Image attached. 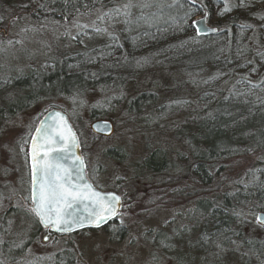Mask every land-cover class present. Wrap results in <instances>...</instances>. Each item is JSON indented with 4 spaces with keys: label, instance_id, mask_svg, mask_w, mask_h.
<instances>
[{
    "label": "rangeland",
    "instance_id": "rangeland-1",
    "mask_svg": "<svg viewBox=\"0 0 264 264\" xmlns=\"http://www.w3.org/2000/svg\"><path fill=\"white\" fill-rule=\"evenodd\" d=\"M126 2L113 0L106 9L60 18L40 14L23 0H0L1 264H264V257L247 247L264 238V227L256 222L259 213L255 218L244 216L240 240L224 243L202 235L208 234L210 225L208 216L197 211L200 199L214 198L224 189L229 190V179L239 176L253 158L225 163L228 170L217 175L209 189L202 188L207 191H200L197 178L190 169L186 171L187 162L181 157L185 154L181 137L193 132L188 115L196 104L193 80L184 72L173 71L170 66L161 69L153 65V58L143 57L135 61L132 76L117 91H91L68 99L45 95L25 109L16 108L25 103V90L13 86L14 79L39 74L56 60L82 53L90 46L98 47L114 39L124 44L133 27H152L158 22L160 9L167 10L178 3L148 0L150 7H133L128 17L104 15ZM133 2L142 4L144 0ZM137 11H144L147 21L141 19V24H136ZM97 28L101 31L97 32ZM143 93L156 103L143 114H131L128 103ZM111 100L113 114L108 120L114 124V134L96 135L90 129L94 122L90 109ZM51 107L62 109L76 127L91 181L101 190L121 195L123 224L117 218L101 229L54 235L48 234L31 211L30 167L25 153L40 119ZM110 148L123 150L124 160L107 157ZM159 148L169 162L162 174L155 175L145 168L144 159ZM202 193L205 195L201 197ZM45 236H49L47 242ZM6 243L22 247V253L8 260L7 252L1 248Z\"/></svg>",
    "mask_w": 264,
    "mask_h": 264
},
{
    "label": "trees",
    "instance_id": "trees-1",
    "mask_svg": "<svg viewBox=\"0 0 264 264\" xmlns=\"http://www.w3.org/2000/svg\"><path fill=\"white\" fill-rule=\"evenodd\" d=\"M111 1L23 0L40 14L60 18L106 9ZM226 8L229 10L225 11ZM189 9L193 14L187 27H182L180 18ZM142 13H135L136 24L147 21L148 17L145 20ZM204 14L209 25L218 29L216 34L199 36L192 26L190 20ZM157 15L158 22L152 27L136 25L127 36L124 34V44L121 39L103 41L98 47L90 46L82 53L56 60L39 74L14 79L13 86L25 90V103L16 108L25 109L45 95L68 99L91 91H117L132 76L135 61L143 57L153 58V65L161 69L170 66L173 71L184 72L193 80L196 104L188 115L193 132L181 137L185 154H180L187 162L186 171L190 169L197 178L200 191H207L202 188L209 189L216 176L228 170L225 163L253 158L239 176L229 179L232 183L229 190L224 189L214 198H202L197 206L198 212L208 216L210 225L208 234L202 235L224 243L240 240L244 216L250 214L255 218L264 212V0H204L202 4L178 0L172 8L160 9ZM30 80L36 83L32 85ZM154 103L150 95L143 93L127 107L131 114L137 115ZM113 107L112 100L94 105L90 117L93 121L108 119ZM124 155L121 149L106 151L107 157L118 161L124 160ZM168 162L161 148L144 159L145 168L155 175L162 174ZM11 245L1 247L8 260L22 253V247ZM247 247L264 257V238Z\"/></svg>",
    "mask_w": 264,
    "mask_h": 264
},
{
    "label": "snow or ice",
    "instance_id": "snow-or-ice-1",
    "mask_svg": "<svg viewBox=\"0 0 264 264\" xmlns=\"http://www.w3.org/2000/svg\"><path fill=\"white\" fill-rule=\"evenodd\" d=\"M176 2L178 0H174V3ZM191 2L195 4L196 0H191ZM150 6L148 0H144L142 4H135L133 0H127L123 5L104 15L110 18L113 14L128 17L131 15L130 10L133 7ZM228 10V8L225 9V11ZM192 14V10L189 9L180 18L182 27H187V20ZM2 18L0 17V19ZM201 25H204V21H193L192 26L198 35L207 31L206 26L201 27ZM83 27H87V25ZM96 31L100 32L101 29L97 28ZM211 31H216V29H211ZM48 121L57 122L49 123ZM58 121H63V130ZM65 131L67 135H65ZM78 146L75 133L71 131L66 119L60 113L50 114L41 122V126L36 129V135L31 138L29 152L25 153L26 162L30 159L32 175V196L30 198L34 207L31 208V211L45 228L61 233L71 232L85 225L99 228L114 218H118L120 224H123L122 214L118 207L120 206V197L115 194L104 196L87 184L83 175L81 157L72 155L74 162H78L79 167L69 170L62 168L56 162V157L51 155L59 148L60 153L64 154V158L68 159L71 149ZM21 151H24L23 145H21ZM85 200L91 202V207L85 209L87 215L68 211L72 205ZM256 222L264 227V215L257 216ZM47 239L48 237L45 236V240Z\"/></svg>",
    "mask_w": 264,
    "mask_h": 264
},
{
    "label": "water",
    "instance_id": "water-1",
    "mask_svg": "<svg viewBox=\"0 0 264 264\" xmlns=\"http://www.w3.org/2000/svg\"><path fill=\"white\" fill-rule=\"evenodd\" d=\"M191 2V0H188ZM195 21H204V25H201V27H205L207 28V31H203L199 34V36H205V35H211V34H216L218 32V29L215 28V27H212L209 25L208 23V18H207V15H204L202 18L200 19H197ZM211 29H216V31H211ZM60 113L61 116H63L66 121H67V124L70 126L71 128V131L73 133H75V136L77 138V141H78V144L79 146L78 147H75V148H72L71 149V152L68 154L69 158L68 159H65L64 158V154L63 153H60V149L58 148L56 152L52 153L51 155L52 156H55L56 157V162L59 163L61 165L62 168H65V169H69V170H72L73 168H78L79 165H78V162H74L73 158H72V155L74 154V156H79L82 158L83 160V175H84V178H85V181L87 182V184H90L92 186V188L104 195V196H109L110 194H115L117 196L120 197V195L114 191H103V190H100L98 189L97 187L94 186V184L88 179L87 177V173H86V166H85V162H84V159H83V156L81 155V147H80V142H79V136H78V133L75 129V127L73 126L69 116L67 115V113H65L63 110H60V109H50L48 110L44 116L42 117V119L40 120L39 124H38V127L39 128L41 126V122L45 120L46 117H48L50 114H53V113ZM49 123H53V122H57V121H48ZM59 124H60V127L61 129L63 130V121H58ZM90 129L93 131L94 134L96 135H100V136H103V137H111L113 134H114V131H115V127H114V124L112 121L108 120V119H99V120H95L91 126H90ZM34 135H36V131L34 133ZM33 135V136H34ZM65 135H67V132L65 131ZM29 150H30V146H29ZM29 152V151H28ZM60 153V154H58ZM43 154V153H42ZM29 165H30V159H29ZM31 170V168H30ZM31 180H32V175H31ZM81 183H84V181H81ZM122 199L120 197V206L119 207V211L121 212V209H122ZM32 207H34V205H32ZM91 207V202L88 201V200H85L84 202L82 203H78V204H74L72 205L71 208L68 209V211H71V212H75L76 214H81L83 213L84 215H87V213L85 212V209L86 208H90ZM261 215H264V212H260L258 214V216H261ZM117 218H114V219H111L109 220L107 223L103 224L102 226H100L99 228L93 226V225H85L84 227L82 228H77V229H74L73 231L71 232H66V233H61V232H56L55 230H50V229H47L45 228L42 224V227L46 230H49L50 232L52 233H55V234H62V235H69V234H75V233H78L80 231H84V230H97V229H101V228H104V227H107L109 224H111L113 221H115ZM48 237V236H47ZM49 240V237L47 240H45L44 238V241L47 242Z\"/></svg>",
    "mask_w": 264,
    "mask_h": 264
},
{
    "label": "flooded vegetation",
    "instance_id": "flooded-vegetation-1",
    "mask_svg": "<svg viewBox=\"0 0 264 264\" xmlns=\"http://www.w3.org/2000/svg\"><path fill=\"white\" fill-rule=\"evenodd\" d=\"M81 155L83 156V159H84V162H85V157H84L82 151H81ZM85 164H86V162H85ZM85 166H86V165H85ZM29 167H30V165H29ZM86 169H87V168H86ZM30 178H31V170H30ZM31 185H32V180H31ZM31 196H32V186H31ZM49 232H50V231H48V234H50ZM48 237H49V236H48Z\"/></svg>",
    "mask_w": 264,
    "mask_h": 264
}]
</instances>
